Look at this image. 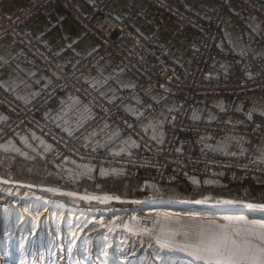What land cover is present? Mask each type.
<instances>
[{"label": "crops", "instance_id": "obj_1", "mask_svg": "<svg viewBox=\"0 0 264 264\" xmlns=\"http://www.w3.org/2000/svg\"><path fill=\"white\" fill-rule=\"evenodd\" d=\"M29 1L0 0V10L7 15H15ZM72 1L79 14L84 16L90 12L96 0ZM175 1L186 10L199 14L205 21L220 6L219 0ZM253 1L256 5H262L259 0ZM106 9L114 18L125 19L130 29L140 36L151 40L157 46H167L169 60L183 73L190 72L193 66L190 42L194 38L191 31L178 30L170 17L160 15L156 7L142 0H112ZM223 15L222 32L216 48L237 53L255 44L256 53L264 64V16L259 12L252 13L241 8L236 0H229L223 8ZM21 30L29 36L36 37L41 46L54 53L66 68L73 67L78 56L88 55L97 46V41L86 34L73 19L65 16L64 9L55 2L30 21L22 24ZM15 54L16 48L8 40L0 43V87L10 90L20 103L26 104L48 90L56 80L33 66L14 61ZM232 69L233 63L222 58L208 66L207 77L212 79L215 73L219 71L228 73ZM83 80L107 102L117 100L123 92L132 89L138 82V78L122 67L114 57H109L87 69L83 73ZM156 104L158 111L140 123V130L154 143L161 144L165 139L166 117L176 107L175 98L158 91L141 89L138 94L124 102V108L128 116L138 119L151 105ZM43 114L67 136H73L85 129L81 139L78 140V143L84 146L107 149L118 154H127L137 147L133 135L122 134L109 121L94 122V111L77 95L52 99L43 110ZM7 119L8 115L0 109V131ZM191 119L203 124H218L220 119H224L226 126L236 130L227 135L213 134L209 130L194 137L185 134L177 145V151L183 152L201 145L208 148L216 157L243 159L248 154H253L257 161L264 163V128L258 130L256 140H254L255 135L249 133L255 123H264V96L258 93H244L236 99L230 95L201 97L191 112ZM25 138L31 147L25 145L23 142ZM41 141L44 145H50L33 130L19 129L2 136L0 159L6 160L9 176L34 171L32 174L36 175H20L22 179L31 180H27L29 181L27 184L33 187L36 184L38 185L36 188L55 189L59 193L66 192L65 195L71 193L72 195L68 196L74 198H77L78 193H90L94 196L109 195L119 201L127 202L135 201L136 197L143 199L140 202H144V198L153 196L151 191L159 190L163 185L155 183L145 172L137 178H127L119 167L98 168L92 163L70 158L53 164L48 163L46 153L49 150L47 152L44 150ZM5 146L8 147V151L4 150ZM13 148L27 153L30 159L13 151ZM89 169L91 171H88ZM194 180L196 183H193ZM220 181L173 168L169 170V175L165 179V182L173 186L185 185V188L193 190L198 195L202 188H206L209 192L206 196L207 200L214 198L211 193L217 194V190L222 185ZM247 188L246 195L256 193L258 197L264 198V185H250ZM237 196L242 197L238 194ZM198 197L193 202L188 201L190 197L185 195L179 199L186 200L187 205L191 202L201 208L207 207L197 203V201H205L206 198Z\"/></svg>", "mask_w": 264, "mask_h": 264}, {"label": "built area", "instance_id": "obj_2", "mask_svg": "<svg viewBox=\"0 0 264 264\" xmlns=\"http://www.w3.org/2000/svg\"><path fill=\"white\" fill-rule=\"evenodd\" d=\"M111 1L96 0L90 12L84 16L79 14L72 0H30L15 15H7L0 10V43L8 40L15 46L13 60L33 66L56 80L53 86L26 104L20 103L10 90L0 87V107L11 113V121L4 127L13 130L27 125L37 129L43 137L57 145L56 150L51 153L54 160L69 156L77 160L92 161L98 166H120L130 177L149 172L156 182L164 181L171 168L211 178L215 177L218 169H232L228 177L233 181L238 175L236 171L241 172V179H246L249 174L264 173V166L259 165L252 155L244 159L216 157L201 145L183 152L177 151V145L185 134L194 137L209 130L213 134L227 135L236 130L226 126L224 119H220L218 124L192 121L191 112L201 97L230 95L236 99L241 94L251 92L264 95V64L255 52L243 49L233 53L216 48L222 32L223 8L229 0H219L220 6L207 21L199 14L186 10L175 0H142L156 7L160 15L170 17L178 30L187 29L194 34L190 42L193 66L189 73H183L169 60L167 46L155 45L130 29L125 19H116L110 15L106 8ZM54 2L64 9L65 16L73 19L86 34L97 41L94 51L78 56L71 68H66L54 53L44 49L36 37L21 30L22 24ZM238 2L241 7L250 11H261L253 0ZM261 13L264 15V10ZM109 57L117 59L122 67L138 78L132 89L111 102L101 98L83 80V73L87 69ZM222 58L233 63L232 71H219L212 79H208V66ZM141 89L158 91L176 99L175 109L166 117L165 139L161 144L154 143L140 130V123L158 111V104L151 105L138 119L128 116L124 108V102ZM73 94L79 96L94 111V122L109 121L122 134L133 135L137 147L127 154H118L107 149L84 146L78 140L85 129L67 136L52 120L44 117L43 110L52 99ZM261 128L264 125L255 123L249 133L258 135ZM141 222L143 227L151 225L149 217H142Z\"/></svg>", "mask_w": 264, "mask_h": 264}, {"label": "bare ground", "instance_id": "obj_3", "mask_svg": "<svg viewBox=\"0 0 264 264\" xmlns=\"http://www.w3.org/2000/svg\"><path fill=\"white\" fill-rule=\"evenodd\" d=\"M4 181L7 180L0 178V264L29 263L35 253L29 248L31 241L46 244L51 248L53 264H89L93 259L97 261L98 257L102 261L100 264H185L179 256L165 252L166 249H153L150 242L142 237L139 240L134 237L132 242L127 239L128 244L124 241L123 244L126 245L123 246L121 243L123 247H120L119 243L114 245V240L109 241L108 236H104L105 232L110 230V224L105 221V215H108L109 211L99 213V210L61 204L58 200L31 191L26 184ZM147 207L148 209H145ZM187 207L175 203L152 204L143 207L144 209L136 214L192 210ZM38 208L43 209L38 211ZM217 210L225 213L227 217L244 218L247 211L242 206L223 205ZM29 229L32 230L31 235L26 232ZM19 230L20 237L17 238ZM15 238L20 242V252L9 248L17 242ZM79 242L85 247L84 251L77 249ZM122 250H125V253L119 252ZM186 264L199 263L191 260Z\"/></svg>", "mask_w": 264, "mask_h": 264}, {"label": "rangeland", "instance_id": "obj_4", "mask_svg": "<svg viewBox=\"0 0 264 264\" xmlns=\"http://www.w3.org/2000/svg\"><path fill=\"white\" fill-rule=\"evenodd\" d=\"M262 5H259L261 8V11L264 10V2H262L261 0H259ZM236 2H238V0H236ZM238 4L240 5V3L238 2ZM241 7V5H240ZM246 9L245 7H241ZM248 10V9H246ZM249 12L252 13H256L259 12L261 13V11H250ZM262 14V13H261ZM263 15V14H262ZM264 16V15H263ZM220 38V37H219ZM256 45L254 44L251 48H247V50L253 51L256 53ZM242 51V50H241ZM238 53V52H237ZM257 54V53H256ZM259 56V55H258ZM229 60V59H227ZM230 61V60H229ZM252 93V92H251ZM261 95V94H260ZM264 96V95H262ZM0 109H2L7 115H8V119L6 121V123H4L2 125L1 131H0V140L2 139V136H6L9 133H14L17 130H22V131H29V130H33L36 131L41 139L46 140L50 145H51V149L46 153V161L48 163H56L59 162L65 158H70V159H75L77 160L75 157H69V156H65L62 159H56L54 160L51 155V153H53L54 150H56V144L52 143L51 141H49L47 138L43 137L40 132L37 129L34 128H30L29 126H24V127H17L13 130H9L7 127H4L9 121H11V113H8L3 107H0ZM260 123V122H259ZM261 125H264V123H260ZM254 135V134H253ZM256 136V135H255ZM254 136V140L255 139ZM39 142V141H37ZM249 155V154H248ZM247 155V156H248ZM252 157L254 156L253 154H251ZM246 156V157H247ZM245 157V158H246ZM244 159V158H243ZM253 159L261 166H264V163H261L259 161H257L254 157ZM79 162H86V163H92L93 165L97 166L98 168L100 167H106L108 169L110 168H114V167H119L123 170V175L127 178H137V177H130L126 170L120 166H112V167H107V166H98L95 163H93L92 161H82V160H77ZM8 164L6 162L5 159H0V178L7 180L8 182L11 183H23V184H27V182L31 181L29 179H22L20 175H36V174H32L34 173V171H25V172H21V173H16L14 174V176H9V169H8ZM232 169H218L217 171H215V177H206V176H202L204 178H210V179H218L221 180L220 182H222V185L220 186L219 190H217V194L211 193L212 196L214 197L213 199L207 200V195H208V190L206 188H202L201 189V193L200 195H198V193L194 192L191 189H187L184 186H173L170 185L171 183H167L164 181L162 182H156L154 180V178L152 177L151 173L149 172H145L148 176H151V178L153 179V181L157 184H163L161 188H159V190L155 189L154 191H151V193L153 194L152 197H149L147 199L144 198V202H140L141 198L136 197L134 200L135 201H119L118 199H116L113 196V199L111 200H106V201H101L98 199L95 200H87V199H81V197H85V196H92V197H105V196H94L93 194L90 193H78L77 198L74 197H70L68 195H65L66 192H62L59 193L57 191H49L47 189H43V188H36L28 185L30 187L31 191H35L39 194H41L44 197L53 199V200H58L59 203L61 204H66V205H73L76 207H81V208H86V209H90V210H99L98 212H105V211H109L110 213L108 215H105V217H107L105 219L106 223L110 224V230L106 231L105 233V237L108 236V240H114L113 243L115 245V243H119L120 247H123L124 245L128 244V242H132V240L136 239L139 240V238L141 239V237L143 239H145V241L150 242V246H152L153 249H164L163 251L165 252H169V253H173L177 256H179L181 259L184 260V263H189L191 260L197 261L195 259H193L192 257L188 256L186 253L183 252H179V251H173L167 248H162L159 244L156 243L155 240V236L158 235L160 233V229L161 227L164 228H169L172 230H176V229H181V228H186V226L189 225H197V224H208V223H217V224H223L226 223V221L223 219L225 216V213H220L218 212V207H222L223 206H242L243 208H245L246 211V217L245 219L248 221H255V222H259V223H264V216L258 215V214H262L264 215V210H260L257 208H253V209H249L247 207L248 204H252V205H264V198H260L256 195V193L250 194V195H246V192L248 191V186H260V185H264V173H260V174H249L248 177L246 179H241V172L236 171V174L238 173L236 179L233 180H229L228 174L232 173L231 172ZM20 172V171H19ZM36 173V171H35ZM29 180V181H27ZM43 181V180H42ZM36 182V181H34ZM234 185V186H232ZM231 186V187H230ZM63 191V190H62ZM67 191V190H66ZM240 195L242 197L237 196ZM169 195V196H167ZM183 195L190 197V200L188 201H192L194 199H197V196H199L198 198H206V200H202L201 204L204 206H207L205 208H201L198 207L196 205L191 204V202L189 203V205L186 204V200L183 199H179V197H182ZM109 196V195H107ZM174 196V197H172ZM201 196V197H200ZM223 201H232V204H224L222 203ZM133 202H137V203H133ZM180 204L183 207H187L189 206L190 209L189 211L186 210H178L176 212H172V213H166V212H151L148 215H142L136 212L141 209H144L143 207H146L147 205H152V204ZM188 208V207H187ZM226 208V207H225ZM43 208H38V211H40ZM145 209H148L145 208ZM151 209V208H149ZM201 210V212H199V210ZM109 217V218H108ZM142 217H149L151 220V225L149 227H143L142 226V222H141V218ZM176 221H179V223H176ZM105 223V224H106ZM126 225L128 227H126ZM129 227L133 228V231H129ZM144 229H147L148 231L145 232L143 231ZM29 235L32 234V230L29 229L26 231ZM3 234V233H2ZM141 235L140 237L138 236ZM2 236V235H1ZM16 237H20V230L17 231ZM135 237V238H134ZM15 238L14 240L17 242H14L13 245L11 244L9 248H11V250H14L16 252H20V242L19 240ZM134 238V239H133ZM128 239V242H127ZM121 240V241H120ZM178 242H182V237H177ZM126 242V244L123 242ZM121 243L123 246H121ZM79 247L77 246V249L81 250H85V247L83 245H80V242L78 243ZM15 245V246H14ZM13 246V247H12ZM44 246V247H43ZM116 247V246H115ZM158 247V248H157ZM19 248V249H18ZM29 248L34 250V254H33V258L31 259V261L27 264H53V259H51V254H53V252H51V248H48V245L46 244H42L39 242H33L31 241L29 243ZM73 249V248H72ZM117 250H119L117 248ZM123 251V250H122ZM125 253V250L122 252ZM51 252V254H50ZM101 258L98 257L97 261H94V259L92 261H90L89 264H100L102 263V261H100ZM123 260V259H122ZM199 264H203L202 261H197ZM116 263V262H115Z\"/></svg>", "mask_w": 264, "mask_h": 264}, {"label": "snow or ice", "instance_id": "obj_5", "mask_svg": "<svg viewBox=\"0 0 264 264\" xmlns=\"http://www.w3.org/2000/svg\"><path fill=\"white\" fill-rule=\"evenodd\" d=\"M23 142L27 147H31L27 144L26 138ZM41 144L44 145V142L41 141ZM50 148L51 145H44L46 152ZM4 150L8 151V147L5 146ZM13 151L30 159L27 153L21 152L18 148H13ZM101 174L106 175V173ZM7 182L4 181V183ZM193 183L196 181L194 180ZM49 191H55V189H49ZM68 195L72 194L68 193ZM81 199L106 201L113 197L85 196ZM222 203L232 204L233 202L223 201ZM247 207L264 210V205L248 204ZM223 219L226 223L189 225L176 230L161 227L155 240L162 248L186 253L193 259L202 261L203 264H264V223L248 221L244 217H224ZM129 231H133V228L129 227ZM177 237H182V242H178Z\"/></svg>", "mask_w": 264, "mask_h": 264}, {"label": "trees", "instance_id": "obj_6", "mask_svg": "<svg viewBox=\"0 0 264 264\" xmlns=\"http://www.w3.org/2000/svg\"><path fill=\"white\" fill-rule=\"evenodd\" d=\"M140 175H141V173L137 177H139Z\"/></svg>", "mask_w": 264, "mask_h": 264}]
</instances>
